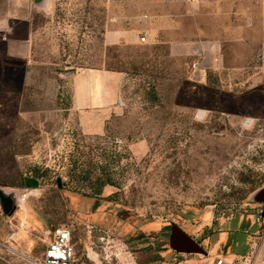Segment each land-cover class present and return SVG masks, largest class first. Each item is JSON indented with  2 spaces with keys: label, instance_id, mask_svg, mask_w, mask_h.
Wrapping results in <instances>:
<instances>
[{
  "label": "rangeland",
  "instance_id": "1",
  "mask_svg": "<svg viewBox=\"0 0 264 264\" xmlns=\"http://www.w3.org/2000/svg\"><path fill=\"white\" fill-rule=\"evenodd\" d=\"M52 6L0 43V189L19 195L12 217L0 205V264H43L60 228L79 264H264V204L251 201L264 187V0ZM116 30L131 34L111 43ZM26 35L22 61L9 46ZM97 70L125 81L88 135L73 76ZM173 225L207 255L173 251Z\"/></svg>",
  "mask_w": 264,
  "mask_h": 264
},
{
  "label": "crops",
  "instance_id": "2",
  "mask_svg": "<svg viewBox=\"0 0 264 264\" xmlns=\"http://www.w3.org/2000/svg\"><path fill=\"white\" fill-rule=\"evenodd\" d=\"M38 2L40 1L0 0V43H7L12 39L17 33L16 25L25 24L27 29L32 27L35 15L40 12V5H43L48 12L51 11L53 0ZM130 34V31L116 30L111 31L106 38L111 43H118ZM144 34L147 33H142L141 36ZM28 44V35L19 37L14 44L9 46V50L16 58L26 61L29 58ZM13 47L17 48L14 52L12 51ZM124 81V73L110 70L74 74L75 87H73L71 110L77 114L79 129L84 134L103 133L106 122L113 116ZM227 263L234 264V258L231 257Z\"/></svg>",
  "mask_w": 264,
  "mask_h": 264
},
{
  "label": "water",
  "instance_id": "3",
  "mask_svg": "<svg viewBox=\"0 0 264 264\" xmlns=\"http://www.w3.org/2000/svg\"><path fill=\"white\" fill-rule=\"evenodd\" d=\"M41 3L43 0H39ZM43 3V2H42ZM25 184L28 188H34L39 185V181L36 179H26ZM18 192L7 191L6 189H0V205L7 217H12L19 207ZM254 203L264 204V187L254 193L251 198ZM264 217V216H262ZM170 247L178 254H202L207 255L201 245L186 234L179 226L173 225L170 235Z\"/></svg>",
  "mask_w": 264,
  "mask_h": 264
},
{
  "label": "built area",
  "instance_id": "4",
  "mask_svg": "<svg viewBox=\"0 0 264 264\" xmlns=\"http://www.w3.org/2000/svg\"><path fill=\"white\" fill-rule=\"evenodd\" d=\"M147 36V34L142 35L140 37V42L145 43L148 39ZM196 66V64L193 65L194 68H196ZM252 124V118L246 119V126L250 127ZM43 264H79L76 263V251L73 245L72 233L70 230L60 228L53 233L52 239L47 243L44 251ZM212 264L227 263L223 259L219 258L216 259Z\"/></svg>",
  "mask_w": 264,
  "mask_h": 264
},
{
  "label": "trees",
  "instance_id": "5",
  "mask_svg": "<svg viewBox=\"0 0 264 264\" xmlns=\"http://www.w3.org/2000/svg\"><path fill=\"white\" fill-rule=\"evenodd\" d=\"M108 185L109 186H113L114 184L111 181H109V180L101 182V184H100V191L103 190V188L106 187V186H108Z\"/></svg>",
  "mask_w": 264,
  "mask_h": 264
},
{
  "label": "flooded vegetation",
  "instance_id": "6",
  "mask_svg": "<svg viewBox=\"0 0 264 264\" xmlns=\"http://www.w3.org/2000/svg\"><path fill=\"white\" fill-rule=\"evenodd\" d=\"M263 213H262V216H264V210L262 211Z\"/></svg>",
  "mask_w": 264,
  "mask_h": 264
}]
</instances>
